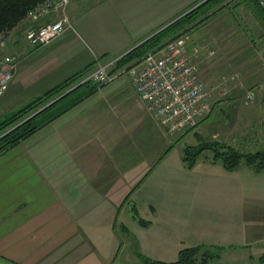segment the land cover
<instances>
[{"label":"crops","instance_id":"0c3cea01","mask_svg":"<svg viewBox=\"0 0 264 264\" xmlns=\"http://www.w3.org/2000/svg\"><path fill=\"white\" fill-rule=\"evenodd\" d=\"M78 1L70 0L67 9ZM163 1L116 0L112 14L96 12L87 21L84 37L73 27L60 37L62 44L43 58L27 56L25 33L29 25L22 22L24 30H19V24L9 34L7 53L19 62L3 97H12L15 102L21 97L19 91L26 90L31 102L72 76L88 74L99 64L119 59L152 36L168 18L171 23L207 0H175V5L169 0L170 7ZM239 1L244 13L245 5L248 16L251 12L259 19L255 26L264 42V15L247 0L225 1L203 32L185 37L190 46L204 45L214 52L213 58L203 52L199 77L220 91L218 83L223 75L238 69L245 78L244 87L255 93L250 105L245 103L248 114L264 116V99L259 97L262 84L254 81L260 74L255 69H263L264 62L256 56L258 51L252 52V42L240 38L237 25L231 23V6ZM51 19L49 16L37 24ZM121 78L103 88L93 82L81 86L77 80L52 102L66 97L45 112L44 118L57 114L51 122L0 156V264H139L143 257L168 263L176 261L185 247L205 244L221 249L217 260L227 257L232 264H262L264 254L252 248L260 241L251 243L256 235L249 226L251 210L235 205L242 227L235 230L234 225V231L225 227L222 221H234V208L197 204L209 196L210 189L170 196L174 203L178 199L191 202L184 205L168 204L167 190L162 205L156 201L146 209L132 205L131 212L135 210L147 225L137 220L117 223L118 216L126 212L128 197H139L159 180L168 181V152L175 145L173 136L158 124L147 102L136 93L132 78ZM229 94H214L218 101L203 123L213 120L216 111L222 113L232 106L235 97ZM177 166L185 167L182 158ZM222 192L237 193L230 188ZM214 213L221 215L216 224L211 221V216L217 218ZM164 214L183 219L193 214L200 229L194 228L197 225L188 231L174 228ZM205 218L209 223L205 224ZM211 227L213 231L204 233Z\"/></svg>","mask_w":264,"mask_h":264},{"label":"rangeland","instance_id":"374dc122","mask_svg":"<svg viewBox=\"0 0 264 264\" xmlns=\"http://www.w3.org/2000/svg\"><path fill=\"white\" fill-rule=\"evenodd\" d=\"M115 1L116 0H79L75 4L71 3L66 13L70 17H72V24L74 29L78 31L82 37H84L83 29L85 28V25L89 23L87 21L93 18L92 16L96 12L102 14L108 12V14H112L111 11L116 9V5H113L115 4ZM165 1L167 2L168 7H170L171 5L169 0ZM175 2L176 1L173 0L174 5ZM156 3H159V0H156ZM202 3L195 4L186 13L200 6ZM244 7L246 11L249 12V8L245 5ZM231 12V23L237 25L236 34L240 38L242 37L248 42L251 41L254 45L252 47V52L256 54L255 52L258 51V54L260 55L256 54V56L261 58L262 62H264V42L261 41L259 31L256 29L257 27L255 26V24H258V22H260L259 19H257V21L256 18L253 17V13L251 12L250 16H248L247 12L244 13L245 11H242V5L240 1L238 4L234 3L231 6ZM168 13H170L169 8ZM185 14L181 15V17ZM179 18L180 17H178V19ZM199 18L203 19V16ZM209 22L210 21H206L202 25L193 29L188 33V35L192 36L196 31L203 32L205 26ZM169 23L170 22L168 18V22L161 27H164ZM23 26L22 24H20L19 30H24ZM161 27L156 28L155 32L160 30ZM155 32H153L152 34H154ZM62 41L63 40L59 38L44 49H38L35 51L29 48L26 41L25 51L27 52V56H30V58H43L48 56L52 51H54L56 47H59L62 44ZM260 51H262V53H260ZM212 55L214 56V52ZM212 55L210 56L211 58H213ZM129 66L132 65L122 67L121 70H124ZM255 70H259L258 73L260 74L254 78V81L257 83V85L262 84V89H260L259 97L264 99V68H259ZM223 76L224 77L221 78L220 82L218 83V86L221 85V87L226 88V85H228L230 92V94L228 93V96H231L233 98L235 97L233 99L232 106L226 108L225 111L222 113L220 112V110L216 111L213 120H210L208 122L206 121L205 123L201 122L195 129L183 132L182 134H176L172 137L175 145L168 152V181L165 182V180H159V182H157L155 185H152L149 188L148 186L146 187L145 192L148 191V193L142 192L139 197L136 195L128 197L126 199V212L121 213L118 216L117 223L119 225H122V223L126 221L132 222L133 220H136L133 219L134 212H131L132 205L134 206V204L138 205V207H143L145 209L148 208L149 204L151 205V203L153 204L155 201L157 202H155V204L162 205V202L166 199L164 197V194L167 192V190L168 204L178 205V203L181 202L180 205H184L190 204L191 202H187L185 199H178L177 202L174 203L170 201V196L176 194H185L186 190L195 191L206 188L212 191L209 192V196H205L204 198H202L201 202H197V204L208 207H221L224 210H228L226 208H234V211L231 212L232 215L235 216L234 221H229L227 223L222 221L225 224V227L231 228V230L233 229V231L234 225L235 230L242 227L240 223L241 216L239 214H236L235 205L244 206V209L246 206L248 208V211L251 210V215L248 217L250 221L249 226L252 227V230L256 234L253 235L254 237L252 238L251 243H253L257 239H259L260 241L258 245L252 246L253 252L264 254V171L255 172L244 165L241 166L242 168L240 167L241 169L239 168L235 171H227L226 169H224V167H222L221 162H218L219 165H215V163H209L210 160H206V157H212L211 151L205 152L204 156L200 158L201 163L199 164V167H195V165V168L193 167L189 169L187 167L177 166V163L181 162L183 148L186 145L197 147L206 142H217L232 146L237 151L245 154L254 153L256 151H264V116H251L250 113L248 114V109L246 107L248 105H245V100L247 92H249L250 90H247L246 87H244L243 85L245 78H243L241 72L238 69L227 72ZM120 77H122L121 79L123 80L126 78H130L129 75L126 73ZM228 79H233L230 80L233 83H229L230 81H228ZM123 80H119L120 83H123ZM27 93L28 92L26 90L19 91L18 94L21 97L15 102H13L12 97H3L0 99V122H2L10 112L17 110L30 102V100H28ZM257 100L259 101V99ZM52 101H50L49 103H51ZM217 101L215 100L213 102L212 107ZM49 103H47L45 106H47ZM248 104L250 105V103ZM45 106H42L37 111L41 110ZM35 113H33L30 117L34 116ZM218 113L221 114L219 117H217ZM220 170H223V175L218 174V172H222ZM228 188L235 189L237 193L222 192L226 189L228 190ZM149 193L151 194L149 196H146ZM213 215L217 216V218L211 216V221H214L216 224L218 223L217 220L221 218V215L215 213ZM167 217L169 224H172L174 228H179L182 231L184 230V228H186V230L188 231L190 230L188 227H193L197 225V219L193 214H189V216H186V218L184 219L182 217H177V214L176 216L175 214H168ZM204 222L205 224H207L209 223V220L205 218ZM204 222L200 221L198 223L202 224ZM194 228L198 230L200 229L198 225ZM211 231H213L212 227L210 229H204V233L207 234ZM125 238L127 237L125 236ZM201 246L210 248L213 251L217 248L216 245L211 244H205ZM211 264L232 263L229 258L222 257L220 260L212 261ZM250 264L260 263L255 261L250 262Z\"/></svg>","mask_w":264,"mask_h":264},{"label":"built area","instance_id":"2783aa9c","mask_svg":"<svg viewBox=\"0 0 264 264\" xmlns=\"http://www.w3.org/2000/svg\"><path fill=\"white\" fill-rule=\"evenodd\" d=\"M255 1L264 12V0ZM69 2L48 0L28 13L23 22L29 25L25 33L29 48L34 51L45 48L73 30L66 13ZM49 16H52L49 22L37 24ZM9 46V35L0 33V98L7 93L19 62L15 55L7 53ZM204 51L213 54L204 45L190 46L185 36L176 37L124 70H115L118 59L99 64L81 78L80 83L93 82L102 88L119 76L128 74L136 93L147 102L158 124L169 136H175L195 129L208 117L216 99L214 94L222 97L229 93L228 85L218 91L199 77V60ZM254 99L255 93L247 92L245 103Z\"/></svg>","mask_w":264,"mask_h":264},{"label":"trees","instance_id":"16d2710c","mask_svg":"<svg viewBox=\"0 0 264 264\" xmlns=\"http://www.w3.org/2000/svg\"><path fill=\"white\" fill-rule=\"evenodd\" d=\"M47 1L48 0H0V33L9 35L27 18L31 10ZM225 1L227 0L205 1L200 6L186 13L184 16L120 57L115 63V70L128 65L133 66L149 52L163 46L168 41L176 37L185 36L193 29L208 21L217 11L222 10ZM247 1L255 11L261 12L264 15V12L255 0ZM201 16H203V19L199 18ZM86 74L87 71L72 76L25 106L10 112L7 117L0 122V156L27 140L47 123L51 122L57 114L54 117L44 118L45 112L66 96L52 103L36 115L30 116L39 108L60 96L62 92L68 90L77 80H80ZM80 85L82 86V84ZM66 110H68V108L64 109L61 113H64ZM207 151L212 152V157H206V160H210L212 163L221 162L222 166L227 171L238 170L242 165L255 172L264 171V151L245 154L237 151L232 146L217 142H206L197 147L186 145L183 148L182 162L185 167L191 169ZM134 217L140 224H148V222L143 221L139 217L135 210ZM220 252V248H216L213 251L205 246L188 247L179 252L178 258L174 262L166 263L143 257L139 264H211L212 261L220 258ZM260 262L264 264V257L260 258Z\"/></svg>","mask_w":264,"mask_h":264},{"label":"water","instance_id":"95a60500","mask_svg":"<svg viewBox=\"0 0 264 264\" xmlns=\"http://www.w3.org/2000/svg\"><path fill=\"white\" fill-rule=\"evenodd\" d=\"M180 17H181V16H180ZM177 19H178V18H177ZM177 19L173 20L171 23H173V22L176 21ZM171 23H169L168 25L164 26L163 28H161L160 30H158L157 32H155L153 35L157 34V33L160 32L161 30H163L164 28H166L167 26H169ZM153 35H152V36H153ZM152 36H150V37H152ZM150 37H149V38H150ZM149 38H147V39H149ZM147 39H146V40H147ZM146 40H144V41H146ZM144 41H143V42H144ZM143 42H141V43H143ZM141 43H140V44H141ZM140 44H138L137 46H139ZM137 46H136V47H137ZM52 103H53V102H51V103L48 104L47 106L43 107L41 110L37 111L34 115H36L37 113H39L40 111H42L43 109H45L46 107H48L49 105H51Z\"/></svg>","mask_w":264,"mask_h":264}]
</instances>
